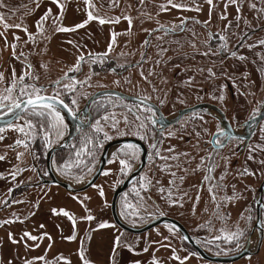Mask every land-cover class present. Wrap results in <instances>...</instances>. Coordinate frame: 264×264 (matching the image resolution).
Listing matches in <instances>:
<instances>
[{"label":"rangeland","instance_id":"374dc122","mask_svg":"<svg viewBox=\"0 0 264 264\" xmlns=\"http://www.w3.org/2000/svg\"><path fill=\"white\" fill-rule=\"evenodd\" d=\"M86 1L81 7L78 6L81 0H58V4L53 0H0L3 5L0 7V16H3L0 22V74L3 77L0 79V96L8 95L7 84L12 82L14 71L17 81L24 73V79L29 76L30 82L51 84L77 65L81 54L108 53L121 47L140 50L145 39L152 35L149 39L152 45L178 47L180 68L185 72H193L189 70L192 63L202 62L201 66L194 64L192 68L198 69L193 76L198 89L208 85L205 81L209 78L201 67L209 62L208 59L214 60L218 56L214 53L216 48L226 44L227 51H233L242 45L241 54L247 59L240 68L256 64L257 69L249 75L262 79L259 95H256L263 97L264 0H211V3L209 0ZM178 3L180 7H175ZM189 16L198 18L203 24L197 26L186 22ZM170 18L173 20H168ZM182 19L183 31L176 38H167L166 33L157 30L167 25L179 30L178 21ZM58 27L69 30L58 31ZM191 46H200V51L187 52ZM93 77L95 79L88 86L90 91L123 90V83L112 80L109 74ZM132 86L135 84H129L130 88ZM7 103L9 101H3V104ZM23 124L19 121L15 127L0 131V264H215L196 256L171 226L160 225L133 235L114 225L110 201L120 180L115 174L124 172L116 161H108L98 180L80 193H68L57 185L37 186L39 182L29 165L28 149L16 143L22 141L18 128L21 129ZM260 127L264 136V119ZM56 177L78 186L90 176H77L73 180L58 174ZM184 177L180 175V178ZM246 183L250 181L238 184L243 186L240 193L228 184L225 197L219 196L216 201L208 199L209 207L203 203L199 192L195 195L196 185L189 183L187 188L174 191L173 202L178 210L172 209V205L161 204V207L169 218L182 223L210 255L234 254L243 249L249 236L251 247L257 242V232L250 235L252 227L249 223L255 195L253 191L250 193ZM139 190L138 184L132 185L117 202L121 220L133 227H141L157 215L154 207L149 211L142 208L144 201ZM164 191L167 193L168 187ZM87 216L92 219H86ZM101 224L107 226L100 227ZM260 226L264 225L261 223ZM237 231L242 233L238 240L224 239L225 235ZM228 264H264V234L256 255Z\"/></svg>","mask_w":264,"mask_h":264},{"label":"flooded vegetation","instance_id":"af4514ba","mask_svg":"<svg viewBox=\"0 0 264 264\" xmlns=\"http://www.w3.org/2000/svg\"><path fill=\"white\" fill-rule=\"evenodd\" d=\"M176 5L181 4H175V7ZM183 21L184 19L178 21L179 30H173L170 25L160 26L157 30L172 39L183 31ZM188 21L197 26L203 24L194 16H189L186 22ZM151 36L145 39L140 50L121 47L108 53L93 51L81 54L83 60L71 67L66 75L58 80L59 84L57 81L51 84H37L35 81L30 82L29 76L22 82L18 80L13 99L19 97L20 100H26L27 97L20 93V84H31L33 87H42L45 90L44 95L50 96L58 92L72 114L68 116L58 107L64 118L62 136H56L54 132L51 135L42 132L41 129L46 127V119L31 115L30 110H26L12 123H24L22 131L19 130L22 143L17 145L22 144L28 149L29 165L36 177L38 171L44 179H49L46 170L47 154L54 147L64 145L50 158L52 173L66 180H73L83 173L82 166L94 164L96 168L105 145L114 141L133 140L137 144H122L109 153L107 162L113 160L120 164V160L125 159L130 165L123 174H115L120 180L113 192L131 175L144 154V167L120 197L129 191L132 185L138 184L140 196L144 201L142 208H148L149 211L150 207H154L156 210L157 215L151 220L161 216L170 217L164 214L166 212L161 204L172 205V209L178 210L173 202L176 196L174 191L187 188L189 183L196 185L195 195L200 193L203 203L207 204L206 207L210 206L208 199L216 201L219 196L225 197L228 184L233 185L234 191L240 193L243 186L238 184L244 180L250 181L246 186L250 193L253 191L255 195L264 180V136L260 127L264 117L255 126L256 117L264 109V92L263 97H257L259 82L262 79L249 75V72L257 69L256 64L247 63L248 68H240V64L247 59L241 54L243 46L227 51L225 44L216 48L214 53L218 56L213 58L214 60L208 59L209 62L201 67L203 74L209 79L205 81L208 83L206 87L198 89L193 77L198 69L192 68L194 64L201 66L202 62L192 63L189 70L193 72H185V69L180 68L182 62L179 61L178 47L152 45L149 42ZM164 48L166 50L163 51ZM199 51L200 46H191L187 52L195 54ZM22 65L24 66V62ZM22 71L23 68L21 73ZM28 72L31 75L33 71L30 68ZM106 74L111 75L112 80H120L123 90L111 88L90 91L88 86L95 79L93 76L101 77ZM133 83L135 86L130 88L129 84ZM138 87L141 88L137 89ZM106 90L123 93L137 101L127 100L115 94H105L97 96L86 106L92 96ZM8 105L9 103L4 104V107L0 108L1 114L8 111ZM196 106H202L203 109L193 110L173 122L181 116L182 111ZM148 108L152 111H147ZM27 121L32 123L31 134H27ZM168 122L172 124L167 125ZM77 123L81 126H77ZM141 124L144 125L143 129H138ZM94 125L100 131L94 130ZM74 126L76 127L73 130ZM88 140L92 143H87ZM127 145L135 146L134 159L131 158V150L127 149ZM124 151L128 152L127 156L123 154ZM258 163L260 165H257ZM66 165L68 167H65ZM180 175L185 177L180 178ZM37 180L39 182L38 177ZM167 187L166 193L164 190ZM261 202L259 225H264V191ZM216 208L219 209L220 205H216ZM250 219L252 221L249 223L253 229L257 223L255 202Z\"/></svg>","mask_w":264,"mask_h":264},{"label":"water","instance_id":"95a60500","mask_svg":"<svg viewBox=\"0 0 264 264\" xmlns=\"http://www.w3.org/2000/svg\"><path fill=\"white\" fill-rule=\"evenodd\" d=\"M105 94H115L118 95L121 98L127 99V100H131V101H137L136 99L129 97L123 93L117 92V91H112V90H106V91H100L98 93H96L94 96H92L90 98V100L88 101V103L86 104V106L97 96L100 95H105ZM59 108H62L65 113H67L68 116H71L72 114L69 113L68 109H65L61 106L58 105ZM197 109H203L202 106H196L187 110H184L181 112V116L173 122H177L178 120H180L183 116H185L187 113L193 111V110H197ZM26 110H19V109H13V112H8L5 113L4 115L0 116V128H4L6 127L9 123H14L17 120V116H19V118L22 116V114L25 112ZM15 113V115H14ZM264 117V109L263 111L260 113V115L258 117H256L255 119V126H257V124L259 123V121ZM18 118V119H19ZM73 123L75 124V120L73 121ZM167 125L172 124L171 122L166 123ZM77 126H81L80 123H77ZM76 126L73 127V130L75 129ZM137 144V142L133 141V140H120V141H114L111 143H108L107 145L104 146L101 156L99 158L98 164L93 172V174L88 178V180L86 182H84L81 185H73L71 183L68 182H64L60 179H58L51 170V165H50V158L52 156V154L62 148L63 146H58V147H54L51 150L48 151L47 154V162H46V170L48 173V177L49 179L46 180L44 179L38 171L37 172V177L39 179V184L40 185H57L58 187L62 188L63 190H65L68 193L71 194H76V193H80L83 192L85 190H87L88 188H90L100 177L101 173L103 172V169L105 167V164L107 162L109 153L112 152L116 146L122 145V144ZM145 165V157L144 154H142V158L140 159L139 163L136 165L135 169L133 170V172L131 173V175L126 178L113 192L112 197H111V201H110V214L113 220L114 225L120 229L123 232H126L128 234H133V235H138V234H142L145 233L147 231L152 230L153 228L163 225V224H169L171 225L181 236V238L184 240V242L190 246L195 253L197 254V256L199 258H201L204 261L210 262V263H215V264H228V263H233L236 261L241 260L242 258L246 257V256H252V255H256L261 248L262 245V241H263V228L259 225L260 222V206L262 204L261 200H262V194L264 191V180L260 183L256 193H255V198H254V202L256 204V209H257V223L256 226L250 231V235L256 231L257 232V242L255 247H251L250 245V236L247 238L246 240V244L243 247V249H241L240 251L234 253V254H230V255H226V256H213L210 255L209 253H207L188 233V231L186 230V228L177 220H174L172 218L169 217H157L151 221H149L148 223H146L145 225L141 226V227H133L130 226L128 224H126L125 222H123L118 214V210H117V202L118 199L120 197V195L122 194V192L133 182V180L135 179V177L137 176V174L142 170V168Z\"/></svg>","mask_w":264,"mask_h":264},{"label":"snow or ice","instance_id":"6c2138e0","mask_svg":"<svg viewBox=\"0 0 264 264\" xmlns=\"http://www.w3.org/2000/svg\"><path fill=\"white\" fill-rule=\"evenodd\" d=\"M53 3H57L58 4V0H53ZM209 3H211V0H209ZM3 5L0 4V7H2ZM176 7H180V5H176ZM46 18V16L44 17ZM91 15L89 16V19H91ZM127 19V17H126ZM3 21V16H0V22ZM100 23H104L103 20H100ZM14 27L19 28V25H14ZM79 27V25L77 26ZM58 31H68L69 29L67 28H59L57 29ZM26 31V30H25ZM15 38V37H14ZM261 43H264V41H262ZM83 57L78 58V62L82 61ZM211 71V70H209ZM0 79H3L2 74H0ZM24 80V76L21 75L19 77V81L22 82ZM18 81L15 77V73H13V80L10 83V85L7 87L6 91L8 93L7 96H0V108L4 107L3 101L7 100L9 101V105H8V112H13V109H19V110H30V114L31 115H35V116H39L41 118H45L47 123H46V127L41 129L42 132H44L45 134L51 135L53 132L55 133L56 136H62L63 135V127H64V118L62 117L60 110L58 108V105L68 109L69 113L71 114V109L68 108V105L64 103V101L60 98V94L57 92L54 95H44V89L42 87H33L31 85H26V86H21L20 87V93L23 96H26L27 99L26 100H20L19 97H16L15 99H13V91L14 88L16 87ZM57 84H59V81L56 82ZM64 87H69V85H64ZM31 88V91H28L27 89ZM73 103H75V101H73ZM147 111L151 112L152 109L148 108ZM15 115V113H14ZM17 119L19 118V116L16 117ZM139 119V117H138ZM127 123V121H125ZM152 122V121H150ZM8 127H15L14 125H12L11 123H9L7 125ZM26 126L29 129V133L27 134H31L32 132V123L31 121H27L26 122ZM94 130L96 131H100L99 128H97L95 125L93 126ZM144 125H138V129H143ZM20 131H22V129H18ZM0 131H3L2 128H0ZM2 138V137H0ZM107 138V136L105 137ZM17 144L22 143V141L17 140L16 141ZM87 143H92L91 140H88ZM127 149L131 150V158H135V146L134 145H127ZM125 156L128 155L127 151H124L123 153ZM2 158V157H0ZM120 165H121V171H125L127 170L130 165L127 162V160L125 159H121L120 160ZM65 167H68L67 165ZM100 195L103 196V191L101 190ZM55 212V210H53ZM65 215H67V213H65ZM86 219L91 220L92 217L91 216H87ZM106 224H101L100 227H106ZM25 235L27 236L28 233H25ZM242 235V233H240L239 231L237 232H233L229 235H225L224 239L226 241H232L233 239L238 240L240 238V236ZM32 239H35V237H31ZM220 237H216V239H219ZM10 239H11V235H10ZM136 264H139V262H136Z\"/></svg>","mask_w":264,"mask_h":264},{"label":"trees","instance_id":"16d2710c","mask_svg":"<svg viewBox=\"0 0 264 264\" xmlns=\"http://www.w3.org/2000/svg\"><path fill=\"white\" fill-rule=\"evenodd\" d=\"M95 168L94 164L91 165H86V166H82V170L81 172H83L80 176H91V174L93 173V170ZM57 169H59V167H57ZM79 176V177H80ZM184 241V240H183ZM185 243V242H184ZM186 244V243H185ZM201 246V244H199ZM202 247V246H201ZM191 249V251H193V253L197 256V254L195 253V251L189 247Z\"/></svg>","mask_w":264,"mask_h":264},{"label":"crops","instance_id":"0c3cea01","mask_svg":"<svg viewBox=\"0 0 264 264\" xmlns=\"http://www.w3.org/2000/svg\"><path fill=\"white\" fill-rule=\"evenodd\" d=\"M83 1H86V0H81V3L78 4V6H81V7H82V5H83ZM86 3H87V1H86Z\"/></svg>","mask_w":264,"mask_h":264}]
</instances>
